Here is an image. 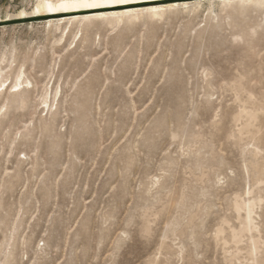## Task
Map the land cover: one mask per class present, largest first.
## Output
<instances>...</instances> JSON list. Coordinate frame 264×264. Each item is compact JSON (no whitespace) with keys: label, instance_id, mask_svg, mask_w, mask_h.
<instances>
[{"label":"rangeland","instance_id":"obj_1","mask_svg":"<svg viewBox=\"0 0 264 264\" xmlns=\"http://www.w3.org/2000/svg\"><path fill=\"white\" fill-rule=\"evenodd\" d=\"M210 2L0 23V264H264V7Z\"/></svg>","mask_w":264,"mask_h":264},{"label":"bare ground","instance_id":"obj_2","mask_svg":"<svg viewBox=\"0 0 264 264\" xmlns=\"http://www.w3.org/2000/svg\"><path fill=\"white\" fill-rule=\"evenodd\" d=\"M210 1V3L213 4L217 0ZM219 1H222L225 4L231 3L232 1H237L240 8H245L246 6L248 7V5L260 8L264 7V0ZM85 3L95 4L100 7L93 9L75 8L76 6ZM201 3L202 0H37L31 11L23 9L17 13H9L5 18H0V23H4L11 19L22 20L28 17H34L35 19L45 18L47 19L46 21L49 23L50 27L55 26L57 29H59L62 27V25L72 22L90 21L95 18L110 17H115L118 20L123 17H137L144 11H151L154 15H160L163 14L168 8L178 6L185 8L197 7ZM49 5H51V8L53 9L52 11L49 10ZM11 78L12 77H10V75L3 73V70H0V98L5 96V90L8 86H13L15 89L11 97L8 99H18V97L23 95L24 91L27 90L26 87L30 85V81L28 78H25V71L22 68L19 69L15 79L9 82ZM22 103L23 101H20V104ZM253 116L254 114H249L250 118H253ZM237 206H239L238 203ZM246 210H248V213L246 212L247 215L244 223V229H248L249 231V229L252 230V228L254 229V227H257V224L254 222V218L252 217L253 214L251 215V207L248 206Z\"/></svg>","mask_w":264,"mask_h":264},{"label":"snow or ice","instance_id":"obj_3","mask_svg":"<svg viewBox=\"0 0 264 264\" xmlns=\"http://www.w3.org/2000/svg\"><path fill=\"white\" fill-rule=\"evenodd\" d=\"M100 6L98 5H95V4H81V5H78L76 6L75 8H83V9H93V8H99ZM49 10L52 11L53 9L51 8V5H49ZM67 10V9H65Z\"/></svg>","mask_w":264,"mask_h":264},{"label":"water","instance_id":"obj_4","mask_svg":"<svg viewBox=\"0 0 264 264\" xmlns=\"http://www.w3.org/2000/svg\"><path fill=\"white\" fill-rule=\"evenodd\" d=\"M17 20H20V19H11V20L6 21V22H4V23L7 24V23L15 22V21H17Z\"/></svg>","mask_w":264,"mask_h":264}]
</instances>
